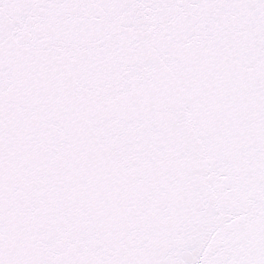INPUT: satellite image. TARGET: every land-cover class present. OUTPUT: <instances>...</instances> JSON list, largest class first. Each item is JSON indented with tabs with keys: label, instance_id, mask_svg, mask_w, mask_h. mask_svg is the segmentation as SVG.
I'll list each match as a JSON object with an SVG mask.
<instances>
[{
	"label": "snow or ice",
	"instance_id": "snow-or-ice-1",
	"mask_svg": "<svg viewBox=\"0 0 264 264\" xmlns=\"http://www.w3.org/2000/svg\"><path fill=\"white\" fill-rule=\"evenodd\" d=\"M0 264H264V0H0Z\"/></svg>",
	"mask_w": 264,
	"mask_h": 264
}]
</instances>
